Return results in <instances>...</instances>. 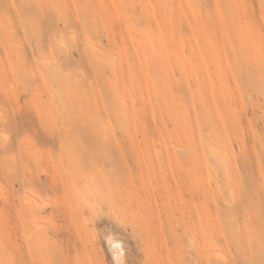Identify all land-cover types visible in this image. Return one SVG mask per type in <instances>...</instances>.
Listing matches in <instances>:
<instances>
[{"label": "rangeland", "instance_id": "374dc122", "mask_svg": "<svg viewBox=\"0 0 264 264\" xmlns=\"http://www.w3.org/2000/svg\"><path fill=\"white\" fill-rule=\"evenodd\" d=\"M0 264H264V0H0Z\"/></svg>", "mask_w": 264, "mask_h": 264}, {"label": "bare ground", "instance_id": "6f19581e", "mask_svg": "<svg viewBox=\"0 0 264 264\" xmlns=\"http://www.w3.org/2000/svg\"><path fill=\"white\" fill-rule=\"evenodd\" d=\"M61 43H62V42H61ZM62 46H63V45H62ZM37 205H38V204H37ZM37 205H36V207H37ZM39 207H40V206H39ZM115 247H116L115 249L118 250L117 245H116Z\"/></svg>", "mask_w": 264, "mask_h": 264}]
</instances>
